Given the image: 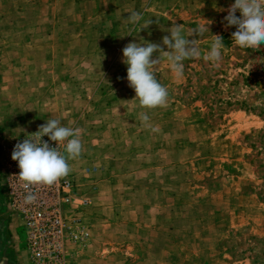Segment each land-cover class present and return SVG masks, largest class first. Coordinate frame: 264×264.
<instances>
[{
    "label": "rangeland",
    "instance_id": "rangeland-1",
    "mask_svg": "<svg viewBox=\"0 0 264 264\" xmlns=\"http://www.w3.org/2000/svg\"><path fill=\"white\" fill-rule=\"evenodd\" d=\"M234 2L0 0V85L16 81L22 99L38 90L45 110L64 113L61 126L81 130L67 176L90 202L81 214L91 238L77 264H264V45L232 40L224 17ZM132 11L142 20L131 23ZM173 24L186 37L206 27L195 36L201 55L183 61L180 78L162 58L153 71L167 106L143 108L122 49L167 51ZM215 35L224 49L213 66L203 56Z\"/></svg>",
    "mask_w": 264,
    "mask_h": 264
},
{
    "label": "clouds",
    "instance_id": "clouds-1",
    "mask_svg": "<svg viewBox=\"0 0 264 264\" xmlns=\"http://www.w3.org/2000/svg\"><path fill=\"white\" fill-rule=\"evenodd\" d=\"M224 17L226 28L235 26L232 40L242 48H259L264 45V0H235L227 9ZM237 12L240 16H237ZM128 19L131 23L142 20V14L132 11ZM153 21H147V28ZM208 27V26H207ZM209 28V27H208ZM206 27L201 25L192 31L189 39L183 32L181 25L173 24L170 27V35L162 38V44L167 46V51L158 43L129 42L123 49L122 62L127 65V81L135 93V99L139 105L146 109L166 107L168 103V89L159 83L154 75V66L166 58L176 78L183 75V61L196 58L201 55L195 36L202 35ZM224 39L221 35H215L210 48L203 56L216 66L222 59ZM158 53L156 58L154 54ZM162 53V56L159 55ZM140 119L145 126H149L148 115L141 113ZM56 142V147L50 146L43 137ZM81 130L61 126L58 119L52 116L45 124L40 125L39 130L18 142L12 151L11 158L18 162L19 176L28 184L51 185L59 179L66 177L70 172L68 160H75L83 151L80 139ZM64 146V152L59 149ZM66 153V155H65Z\"/></svg>",
    "mask_w": 264,
    "mask_h": 264
},
{
    "label": "built area",
    "instance_id": "built-area-1",
    "mask_svg": "<svg viewBox=\"0 0 264 264\" xmlns=\"http://www.w3.org/2000/svg\"><path fill=\"white\" fill-rule=\"evenodd\" d=\"M31 130L0 144V186L2 213L26 229V247L20 264H77L78 253L91 238L90 227L81 210L90 202L66 176L51 185L28 184L19 176L18 162L12 160L14 146ZM50 146L56 142L43 137ZM64 152V146L59 149ZM90 170V168H88Z\"/></svg>",
    "mask_w": 264,
    "mask_h": 264
},
{
    "label": "crops",
    "instance_id": "crops-1",
    "mask_svg": "<svg viewBox=\"0 0 264 264\" xmlns=\"http://www.w3.org/2000/svg\"><path fill=\"white\" fill-rule=\"evenodd\" d=\"M43 77L42 75L41 78ZM12 78L15 79V74L12 75ZM0 82H2L1 79ZM21 90V85H17L16 81H13L12 86L0 85V144L23 132L38 130L40 125L45 124L51 116L58 120L64 118V113L61 112V115L57 114V111L51 114L48 105L46 107L49 109L45 110L43 107L45 100H42V97L38 95V90L31 97L28 95L29 98L25 97L24 99L21 98ZM73 164L72 162L69 166L75 170ZM101 181L99 180V182ZM0 217L2 225L5 224L0 231V264H20L14 234L16 222L5 216L2 213V208Z\"/></svg>",
    "mask_w": 264,
    "mask_h": 264
}]
</instances>
